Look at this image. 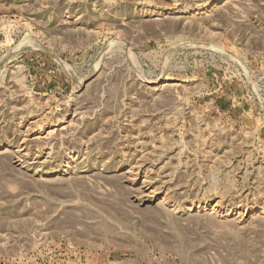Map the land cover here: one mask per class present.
I'll return each instance as SVG.
<instances>
[{
  "label": "rangeland",
  "instance_id": "rangeland-1",
  "mask_svg": "<svg viewBox=\"0 0 264 264\" xmlns=\"http://www.w3.org/2000/svg\"><path fill=\"white\" fill-rule=\"evenodd\" d=\"M212 2L0 0V264H264V0Z\"/></svg>",
  "mask_w": 264,
  "mask_h": 264
},
{
  "label": "bare ground",
  "instance_id": "bare-ground-1",
  "mask_svg": "<svg viewBox=\"0 0 264 264\" xmlns=\"http://www.w3.org/2000/svg\"><path fill=\"white\" fill-rule=\"evenodd\" d=\"M213 2L212 3H217V2H219V1H221V0H212ZM214 7V6H213ZM206 8V7H205ZM210 9V8H209ZM37 39V38H36ZM33 43V42H32ZM36 43V42H35ZM41 45V44H40ZM63 64V63H62ZM61 64V65H62Z\"/></svg>",
  "mask_w": 264,
  "mask_h": 264
}]
</instances>
